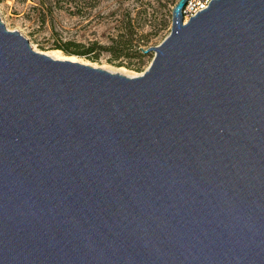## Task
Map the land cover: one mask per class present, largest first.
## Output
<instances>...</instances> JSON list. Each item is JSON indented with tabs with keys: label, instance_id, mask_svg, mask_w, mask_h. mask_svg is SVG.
Returning <instances> with one entry per match:
<instances>
[{
	"label": "water",
	"instance_id": "1",
	"mask_svg": "<svg viewBox=\"0 0 264 264\" xmlns=\"http://www.w3.org/2000/svg\"><path fill=\"white\" fill-rule=\"evenodd\" d=\"M142 74L0 18V264H264V0H211Z\"/></svg>",
	"mask_w": 264,
	"mask_h": 264
},
{
	"label": "rangeland",
	"instance_id": "2",
	"mask_svg": "<svg viewBox=\"0 0 264 264\" xmlns=\"http://www.w3.org/2000/svg\"><path fill=\"white\" fill-rule=\"evenodd\" d=\"M178 0H0V18L18 30L33 49L127 76L149 66L154 51L170 33ZM189 11L184 12V18ZM82 44L85 55L66 54L59 45ZM73 49V48H71Z\"/></svg>",
	"mask_w": 264,
	"mask_h": 264
},
{
	"label": "built area",
	"instance_id": "3",
	"mask_svg": "<svg viewBox=\"0 0 264 264\" xmlns=\"http://www.w3.org/2000/svg\"><path fill=\"white\" fill-rule=\"evenodd\" d=\"M211 0H189L185 5L183 11H189V16L196 14L201 9L207 7ZM187 19V18H186ZM185 19V20H186Z\"/></svg>",
	"mask_w": 264,
	"mask_h": 264
},
{
	"label": "trees",
	"instance_id": "4",
	"mask_svg": "<svg viewBox=\"0 0 264 264\" xmlns=\"http://www.w3.org/2000/svg\"><path fill=\"white\" fill-rule=\"evenodd\" d=\"M82 46V44L74 42V41H66L58 46V48L62 49L66 54H80L85 55L88 51H78L76 48ZM73 48V49H71Z\"/></svg>",
	"mask_w": 264,
	"mask_h": 264
}]
</instances>
